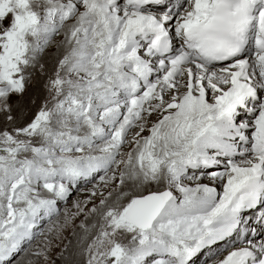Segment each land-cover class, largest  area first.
Here are the masks:
<instances>
[{
  "label": "snow or ice",
  "instance_id": "snow-or-ice-1",
  "mask_svg": "<svg viewBox=\"0 0 264 264\" xmlns=\"http://www.w3.org/2000/svg\"><path fill=\"white\" fill-rule=\"evenodd\" d=\"M0 116V264H54L97 176L75 264H264V0H0Z\"/></svg>",
  "mask_w": 264,
  "mask_h": 264
},
{
  "label": "rangeland",
  "instance_id": "rangeland-1",
  "mask_svg": "<svg viewBox=\"0 0 264 264\" xmlns=\"http://www.w3.org/2000/svg\"><path fill=\"white\" fill-rule=\"evenodd\" d=\"M55 45L51 46L49 49L46 50V52L42 55L41 59L49 58V61L47 64L42 60L41 63H44L49 70L54 67L55 60L57 58V55L55 54L56 51ZM51 63V64H50ZM47 78V74L41 75L39 72V69L37 67L33 82L28 85L27 91L25 92L23 98L13 96L11 98V102L15 105L17 101H19V106L14 108V114L18 117L17 123H23L29 119H31L32 115L35 113L37 108L39 107L42 99L45 96V91L43 89V82ZM35 100V103L32 101ZM156 117V118H155ZM157 119V115L153 114V116L150 118V122H154ZM4 125V119L2 116H0V127ZM144 135H147V130L143 133ZM194 182V181H193ZM191 182V183H193ZM96 185V195L93 196L91 194V191L93 189V186ZM152 189H155V185L151 186ZM108 191H111V185L108 187H104L100 184L98 176L93 179L92 181L88 182L87 185L82 187H77L72 190L68 200L62 201L59 203L58 207L60 209L59 215L52 217L51 221H44L42 224L43 228H46L49 223L60 224L63 225L61 229V234L59 238H55V234H48L49 238L52 239V259L54 261V264L61 260V264H64L63 259L67 258V252L69 249H71L72 244H74V240H76V245L73 249L74 250V258L72 259V264H75L76 261H79L81 258L76 254L80 247L83 245L81 244V238L85 235V231L83 228L80 227L81 222H84L86 226H90L94 222H96L98 219V216L95 215H89V210L92 208V206L99 205V199L101 198V193H103L104 196H107ZM79 202L81 208L84 209L83 212H80L79 215L72 217L71 214L76 212L77 209L74 207V202ZM65 211H67L70 222L65 224L64 215ZM97 217V218H96ZM96 218V219H95ZM95 234V230L91 233H89V238L91 235ZM75 238V239H74ZM43 240L42 237H38L36 240L33 241V245L37 243H41ZM67 246V247H65ZM28 245H25V248H28ZM61 251L64 252V257L61 258L57 254ZM73 251V250H72ZM30 255L26 252H21L19 255L15 256V259H13L12 264H27L28 259H30Z\"/></svg>",
  "mask_w": 264,
  "mask_h": 264
},
{
  "label": "bare ground",
  "instance_id": "bare-ground-1",
  "mask_svg": "<svg viewBox=\"0 0 264 264\" xmlns=\"http://www.w3.org/2000/svg\"><path fill=\"white\" fill-rule=\"evenodd\" d=\"M55 54L58 56L60 54V52H58V50L56 49ZM44 61L46 64L49 61V58H44L41 59V61ZM51 64V63H50ZM156 118V117H155ZM204 183H212L210 181H208L207 179H205L203 181ZM194 183V182H193ZM214 186H216L218 188V190H222L221 186L219 184H215ZM97 218V217H96ZM95 218V219H96ZM98 219V218H97ZM260 237V236H259ZM75 239V238H74ZM77 240V239H76ZM76 240H74V244H72L71 249H69V251L67 252V258L63 259L64 264H72V259L74 258V250L73 249L76 245ZM219 247V246H218ZM73 250V251H72ZM226 252H221L219 253V257H222L223 255H225ZM218 257H211L210 259H207V264H214L215 259H217ZM15 259V258H14ZM205 260V257L203 255H201V257L199 258V260L197 261V264H202V262ZM13 262V261H12ZM18 264V263H17ZM55 264H61V260L57 261Z\"/></svg>",
  "mask_w": 264,
  "mask_h": 264
}]
</instances>
